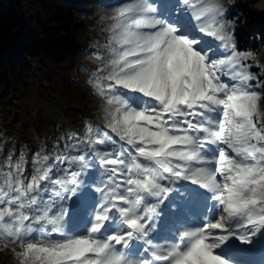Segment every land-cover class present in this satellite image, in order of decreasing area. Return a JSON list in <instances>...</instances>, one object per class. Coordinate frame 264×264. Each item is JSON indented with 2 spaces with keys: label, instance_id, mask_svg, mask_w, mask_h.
<instances>
[{
  "label": "snow or ice",
  "instance_id": "snow-or-ice-1",
  "mask_svg": "<svg viewBox=\"0 0 264 264\" xmlns=\"http://www.w3.org/2000/svg\"><path fill=\"white\" fill-rule=\"evenodd\" d=\"M223 15L217 0L116 8L119 47L101 93L116 106L109 128L118 139L104 137L120 148L94 150L102 169L95 185L81 179L96 165L79 142L27 184L15 165L8 191L0 189V238L23 249L19 264H253L222 250L264 239V81L244 63L254 54L237 51ZM54 167L60 175L51 179ZM197 201L200 224L184 227ZM72 205L90 219L82 235L66 231ZM157 238L172 243L157 250Z\"/></svg>",
  "mask_w": 264,
  "mask_h": 264
},
{
  "label": "rangeland",
  "instance_id": "rangeland-1",
  "mask_svg": "<svg viewBox=\"0 0 264 264\" xmlns=\"http://www.w3.org/2000/svg\"><path fill=\"white\" fill-rule=\"evenodd\" d=\"M84 2L86 9L82 11V16L85 28L79 32V42L84 47L79 59L74 63L59 64L25 59L30 67L17 69L19 74L23 75L25 84L19 81L7 96H0V189L8 191L5 181L9 179L10 171L15 172V165L21 166L24 183L27 184L33 176L39 175L37 168L46 170L49 165L60 164L67 155L68 150L65 146L77 142L84 149L83 155L91 158L96 165L94 169L81 176V179L89 184H100L102 171L100 156L96 155L94 150L99 149L102 155L106 152L115 153L120 148L119 143L113 144L104 137V133H108L114 139H118L109 128L110 114L115 113L116 106L108 103V99L101 93V88L107 89L109 81L106 78L112 70V61L116 58V49L119 47L112 31L116 8L126 3H135V0H84ZM237 2L247 3L249 7L257 10L264 9V0H217L224 13ZM162 3L166 5L167 0H162ZM20 6L26 17L38 9L36 0H21ZM162 11H167V8H162ZM224 22L226 31L232 36L235 24L226 20ZM207 39L213 40L210 37ZM233 42L235 43L234 39ZM262 57L263 55H259L251 58L253 67L258 69L262 67ZM248 62L247 60L244 63L249 65V71L262 81L251 70ZM223 79L230 82L226 77ZM256 83V80L252 81L253 85ZM258 119L260 123H264V99L258 108ZM59 175L58 167L48 172L51 179H56ZM103 179H107V176ZM38 183L43 187L48 180ZM51 195L44 194L46 199ZM99 195L98 192H92L88 199L95 202ZM68 203L71 204V199ZM70 211L73 212V217L71 220L66 217L67 233L84 234L90 219L86 218L78 206L72 205ZM203 215L202 202H194L190 205V214L184 227H198ZM32 236L36 237L32 242H40L37 233L34 232ZM63 238L58 234L52 237L56 240ZM171 243V240L160 238L154 241L158 246L157 250H163V245ZM245 247L247 249L241 248L238 242H232L226 247L229 249L224 248L222 251L230 256L244 255V259L258 264L264 256V239ZM22 250L17 244L7 243L0 238V264H19L15 253Z\"/></svg>",
  "mask_w": 264,
  "mask_h": 264
},
{
  "label": "trees",
  "instance_id": "trees-1",
  "mask_svg": "<svg viewBox=\"0 0 264 264\" xmlns=\"http://www.w3.org/2000/svg\"><path fill=\"white\" fill-rule=\"evenodd\" d=\"M21 0H0V96H7L23 80L20 67H30L25 59L40 63L76 62L83 52L79 32L85 28L84 0H36L38 9L27 17ZM223 20L235 24L232 36L239 52L263 55L262 67L251 70L264 81V9L237 2L224 13Z\"/></svg>",
  "mask_w": 264,
  "mask_h": 264
},
{
  "label": "bare ground",
  "instance_id": "bare-ground-1",
  "mask_svg": "<svg viewBox=\"0 0 264 264\" xmlns=\"http://www.w3.org/2000/svg\"><path fill=\"white\" fill-rule=\"evenodd\" d=\"M226 249H229V248H226Z\"/></svg>",
  "mask_w": 264,
  "mask_h": 264
}]
</instances>
